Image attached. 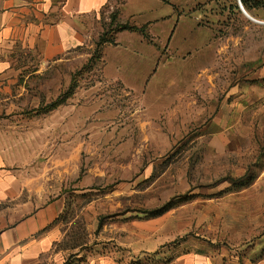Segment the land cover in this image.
Listing matches in <instances>:
<instances>
[{
  "label": "rangeland",
  "instance_id": "rangeland-1",
  "mask_svg": "<svg viewBox=\"0 0 264 264\" xmlns=\"http://www.w3.org/2000/svg\"><path fill=\"white\" fill-rule=\"evenodd\" d=\"M243 8L112 0L78 16L67 51L17 69L1 142L75 218V256L233 248L264 232V0Z\"/></svg>",
  "mask_w": 264,
  "mask_h": 264
},
{
  "label": "crops",
  "instance_id": "crops-1",
  "mask_svg": "<svg viewBox=\"0 0 264 264\" xmlns=\"http://www.w3.org/2000/svg\"><path fill=\"white\" fill-rule=\"evenodd\" d=\"M108 2L112 0H0V264H264V232L233 248L166 255L111 244L75 256V218L65 219L62 201L47 203L46 176L17 173L16 159L1 142L15 130L9 121L16 113L17 69L31 64L33 56L42 66L49 53L67 51L83 32L78 16Z\"/></svg>",
  "mask_w": 264,
  "mask_h": 264
},
{
  "label": "water",
  "instance_id": "water-1",
  "mask_svg": "<svg viewBox=\"0 0 264 264\" xmlns=\"http://www.w3.org/2000/svg\"><path fill=\"white\" fill-rule=\"evenodd\" d=\"M239 5H240V9L244 12V14H246V12H245V10H244V8H243V5H242V3H241V0H239ZM247 15V14H246Z\"/></svg>",
  "mask_w": 264,
  "mask_h": 264
},
{
  "label": "trees",
  "instance_id": "trees-1",
  "mask_svg": "<svg viewBox=\"0 0 264 264\" xmlns=\"http://www.w3.org/2000/svg\"><path fill=\"white\" fill-rule=\"evenodd\" d=\"M241 3L246 6L247 0H241Z\"/></svg>",
  "mask_w": 264,
  "mask_h": 264
},
{
  "label": "bare ground",
  "instance_id": "bare-ground-1",
  "mask_svg": "<svg viewBox=\"0 0 264 264\" xmlns=\"http://www.w3.org/2000/svg\"><path fill=\"white\" fill-rule=\"evenodd\" d=\"M246 15V14H245ZM247 16V15H246ZM249 17V16H248Z\"/></svg>",
  "mask_w": 264,
  "mask_h": 264
}]
</instances>
